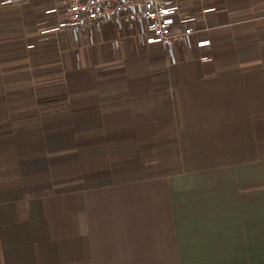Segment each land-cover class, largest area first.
Listing matches in <instances>:
<instances>
[{"label": "crops", "instance_id": "obj_1", "mask_svg": "<svg viewBox=\"0 0 264 264\" xmlns=\"http://www.w3.org/2000/svg\"><path fill=\"white\" fill-rule=\"evenodd\" d=\"M47 1H0V264H264V0H183L172 52Z\"/></svg>", "mask_w": 264, "mask_h": 264}, {"label": "built area", "instance_id": "obj_2", "mask_svg": "<svg viewBox=\"0 0 264 264\" xmlns=\"http://www.w3.org/2000/svg\"><path fill=\"white\" fill-rule=\"evenodd\" d=\"M17 5L25 0H0ZM183 0H48L36 10L49 19L40 23V31L54 34L47 42L56 43L69 36L76 44L84 39L91 44L102 37L106 27L112 32L127 30L140 48L162 47L172 52L175 45L183 50L195 47L207 50L211 39L208 28L199 26L196 11H190ZM113 47L120 48L115 39Z\"/></svg>", "mask_w": 264, "mask_h": 264}]
</instances>
